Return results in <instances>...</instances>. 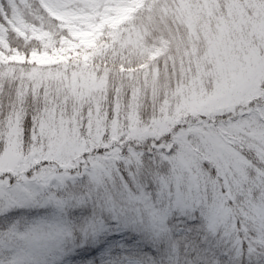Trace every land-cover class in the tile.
<instances>
[{
    "label": "snow or ice",
    "instance_id": "1",
    "mask_svg": "<svg viewBox=\"0 0 264 264\" xmlns=\"http://www.w3.org/2000/svg\"><path fill=\"white\" fill-rule=\"evenodd\" d=\"M0 264H264V0H0Z\"/></svg>",
    "mask_w": 264,
    "mask_h": 264
},
{
    "label": "rangeland",
    "instance_id": "2",
    "mask_svg": "<svg viewBox=\"0 0 264 264\" xmlns=\"http://www.w3.org/2000/svg\"><path fill=\"white\" fill-rule=\"evenodd\" d=\"M5 7H7V5H5Z\"/></svg>",
    "mask_w": 264,
    "mask_h": 264
}]
</instances>
